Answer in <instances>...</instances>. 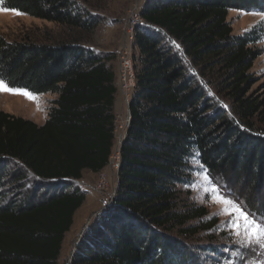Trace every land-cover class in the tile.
I'll return each instance as SVG.
<instances>
[{"label":"trees","instance_id":"obj_1","mask_svg":"<svg viewBox=\"0 0 264 264\" xmlns=\"http://www.w3.org/2000/svg\"><path fill=\"white\" fill-rule=\"evenodd\" d=\"M86 3L1 5L61 25L68 38L8 42L0 35V76L33 94L56 95L42 125L0 111V264H61L65 234L86 199L74 182L83 171L98 173L108 165L115 76L112 57L86 47L100 23ZM230 8L260 11L264 0L142 4L145 28L135 31L136 87L117 188L77 240L69 264H223L229 253L214 238L196 240L218 220L183 197L193 181L190 169L198 167L196 152L212 178L264 218V131L252 129L262 101L248 93L264 27L233 35ZM10 163L19 174L8 172ZM9 177L19 196L4 191Z\"/></svg>","mask_w":264,"mask_h":264},{"label":"rangeland","instance_id":"obj_2","mask_svg":"<svg viewBox=\"0 0 264 264\" xmlns=\"http://www.w3.org/2000/svg\"><path fill=\"white\" fill-rule=\"evenodd\" d=\"M144 1L145 0H88L90 5L86 3L87 6L90 7L91 14L100 19V23L97 28L92 33L87 35L88 41H86V47L91 48L93 52H96L99 56L104 57L106 55H110L112 57L108 61V65L114 72L116 96L121 101V106L123 105L124 107L119 110L114 108L115 122L122 126H124L123 122L127 119L129 109L128 104L126 103V99H128L127 93L122 89L120 83L121 80L119 71L121 69V64L119 52L125 36L129 12L134 5L139 7L144 3ZM253 12L258 14H250ZM260 13H264V9L258 11L230 8L228 10L227 20L230 23L232 34L242 36L258 23L262 24L264 27V15H261ZM139 27L145 28L143 25H140ZM0 35L8 42L25 40L32 42H50L68 38L66 29L61 25L25 14L14 15L11 11L0 12ZM260 46L262 47V52L254 60L252 67L249 70V72L252 73L254 80L248 92L252 97L258 98L262 101L260 110L252 119L254 122L252 129L258 132L264 131V41L260 43ZM134 54L135 56L132 58V63L134 73H136V67L138 65V52L136 51ZM34 95L37 97L36 102L26 99L22 95H11L7 92H0V111L31 120L37 125H42L48 116L50 102L56 98V95L50 93ZM131 98L130 94L129 100ZM220 103L222 107L227 108V102L225 100L220 101ZM228 111L232 114L230 108ZM125 131L126 126L124 129H119L118 132L120 134L115 135L116 145H118L120 140L124 139H122V137H125ZM7 169L10 174L20 173L18 167H15L13 163H10ZM14 180L9 177V180L3 188L9 197L19 196L20 193H22L19 189L17 190L19 185H16ZM193 182H195V185H193ZM74 183L86 193V199L83 205L75 213L72 227L65 234V239L59 257V262L61 264H69L77 240L80 238L92 219L113 198L117 188V173L113 165L110 163L98 173L84 171L81 178ZM186 190L189 191V196L186 198L184 195V200H189L195 205L205 206L208 211L207 217L211 216V214L217 212L222 207V205L217 203L200 202L199 197H206V190H210V185L208 182L204 181L203 177L197 172H194L193 181L186 188ZM227 190L229 189L227 188ZM234 191L235 193L237 192L235 189ZM234 196L238 198L235 194ZM260 197L262 198L261 195H259V198ZM238 201L241 200L238 198ZM212 217H216L218 222L210 231L200 233L198 239H196L199 245L206 243V241H208L211 237L214 238L213 244L218 245L221 248L224 247L229 250H234L236 245L233 242L236 240V237L230 235L231 230L224 226L225 222L228 221L230 217L226 215ZM255 252L260 253V255L253 256L249 253V258H254L259 262H264V250L256 248ZM215 260L216 259L210 260V262H213L211 264H215Z\"/></svg>","mask_w":264,"mask_h":264},{"label":"snow or ice","instance_id":"obj_3","mask_svg":"<svg viewBox=\"0 0 264 264\" xmlns=\"http://www.w3.org/2000/svg\"><path fill=\"white\" fill-rule=\"evenodd\" d=\"M5 0H0V5H4ZM11 11L14 15H24L25 13L10 6H0V12ZM258 14V13H250ZM264 15V13H260ZM0 92H7L11 95H22L26 99L37 101V97L26 88H18L11 86V82L0 76ZM192 162L198 167L190 169L201 175L204 181L210 185V190H206V197L200 196L201 203H217L222 207L208 218L218 215L229 216L230 219L225 222L226 227L230 231V235L235 236L233 242L236 245L234 250L225 248L223 251L229 255L224 258L223 264H264L254 258H249V253L253 256H259L260 253L255 252L256 248L264 250V218L257 216L251 212L243 201H238L234 194L227 190L223 182L218 178L213 179L211 173L202 164L199 163V152L192 157ZM195 185V182H193ZM203 259V257L201 258ZM219 264V261H218Z\"/></svg>","mask_w":264,"mask_h":264},{"label":"built area","instance_id":"obj_4","mask_svg":"<svg viewBox=\"0 0 264 264\" xmlns=\"http://www.w3.org/2000/svg\"><path fill=\"white\" fill-rule=\"evenodd\" d=\"M141 8H142V5L139 7L134 5V7L130 10L129 15H128V21L126 23L127 25H126L125 36L123 39L122 47L119 52V59H120V64H121V69L119 71L120 80H121L120 83H121L122 89L127 93V97H128V99H126L127 104L129 103V96L131 94V97H132L134 88L136 85L132 58H133L134 45H135V31L137 27L144 24V21L140 16ZM129 118H130V115H129V110H128L127 119L125 120V122H123L124 126L117 124L115 122L114 143L112 146L108 164L111 163L113 165L114 169L116 170V173L118 172V169L120 166V160H121L120 145L123 140H120L118 142V145H116L115 135L120 134L118 132L119 129H122V128L124 129L125 126L127 127L129 123ZM123 138L124 137H122V139Z\"/></svg>","mask_w":264,"mask_h":264},{"label":"crops","instance_id":"obj_5","mask_svg":"<svg viewBox=\"0 0 264 264\" xmlns=\"http://www.w3.org/2000/svg\"><path fill=\"white\" fill-rule=\"evenodd\" d=\"M117 94H115V100H114V108H116L117 110H119V109H123L124 107H123V105L121 106V101L119 100V98H117V96H116ZM84 172V171H83ZM86 172V171H85ZM88 172H90V171H88ZM92 173V172H91Z\"/></svg>","mask_w":264,"mask_h":264}]
</instances>
